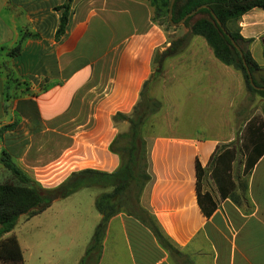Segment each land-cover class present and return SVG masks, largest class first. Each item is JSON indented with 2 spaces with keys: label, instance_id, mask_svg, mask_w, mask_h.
I'll list each match as a JSON object with an SVG mask.
<instances>
[{
  "label": "crops",
  "instance_id": "1",
  "mask_svg": "<svg viewBox=\"0 0 264 264\" xmlns=\"http://www.w3.org/2000/svg\"><path fill=\"white\" fill-rule=\"evenodd\" d=\"M66 3L65 30L56 36ZM93 19L109 29L103 47L89 34ZM173 27L169 32L154 19L149 0H0V156L6 151L45 188L80 169H117L119 156L109 149L117 132L111 117L132 110L143 82L154 75L155 50L189 32L182 24ZM236 27L248 40L245 48L264 68V10H248ZM154 76L161 107L143 126L153 178L140 204L193 264H264V152L247 177L251 212L229 197L221 199L209 171L200 179L202 192L216 203L209 216L201 211L196 191V162L206 167L221 147L238 149L237 157L241 152L240 175L233 172L237 157L232 162L234 180L241 177L242 149L254 146L251 140L264 118L260 96L247 93L240 72L217 59L201 35L189 36L186 46L165 58ZM87 84L80 105L73 108L75 96ZM95 91L85 109L84 96ZM11 177L0 162V182ZM38 223L41 231L49 226ZM9 235L16 237L22 264H27L14 228L1 238ZM146 237V229L125 213L112 216L97 264H169L167 253ZM45 244L37 243L35 234L28 237V264L43 253L42 263L50 264L54 255L45 253Z\"/></svg>",
  "mask_w": 264,
  "mask_h": 264
},
{
  "label": "trees",
  "instance_id": "2",
  "mask_svg": "<svg viewBox=\"0 0 264 264\" xmlns=\"http://www.w3.org/2000/svg\"><path fill=\"white\" fill-rule=\"evenodd\" d=\"M149 2L154 8V19L164 17L167 27H170L171 24L167 20L170 0H149ZM201 4L207 6L199 8L182 23L189 28V32L171 39L170 45L160 52L158 50L154 52L153 64L157 65L153 73L161 70L165 58L186 46L189 36L201 35L212 48L217 59L240 72L245 89L263 98L262 112L264 113V78L256 80L253 77L252 82L250 81L247 69L253 72L259 66L244 46L248 40L240 35L236 27L237 20L248 10L254 7L264 10V0H174L171 20L179 21L186 13ZM68 16L69 4L66 3L59 18L56 36L63 34ZM230 37L240 47L247 69ZM15 48L18 49V45ZM148 81L149 79L143 82L138 100L130 112L117 111L111 117L117 132L109 149L116 153L120 160L118 168L112 172L84 168L71 172L57 186L45 188L19 168L11 160L10 155L3 151L0 162L10 171L12 178L0 182V261L22 264V252L16 237L9 235L1 238L4 233L14 228L20 216L36 215L54 200L64 198L82 188L97 186L102 191L95 196L94 205L101 218L78 264L98 263L107 223L112 216L120 212L140 223L146 229V239L154 240L168 254L172 262L175 263L177 260L176 264H193L189 256L171 242L153 213L139 202L143 189L153 178L150 143L143 133V126L147 119L161 107L158 99L146 94ZM89 86L90 84H87L78 91L73 108L80 105L82 95ZM244 135L243 133L240 136L243 145L246 144ZM251 141L254 142L253 147L242 149L244 153L242 175L237 181L232 174V162L238 152V149L234 147L226 146L215 150L206 167L196 162L197 201L205 216H209L216 208L211 195L207 191L202 192L200 187V179L206 171H209L221 199L229 197L245 213L252 211L253 205L247 194V177L254 163L264 152V118L260 120L259 129ZM177 258L181 259V262Z\"/></svg>",
  "mask_w": 264,
  "mask_h": 264
},
{
  "label": "rangeland",
  "instance_id": "3",
  "mask_svg": "<svg viewBox=\"0 0 264 264\" xmlns=\"http://www.w3.org/2000/svg\"><path fill=\"white\" fill-rule=\"evenodd\" d=\"M158 20L166 27L169 32H171L173 28H175L173 26L167 27L164 17ZM90 26L91 29L89 30V34L95 36L99 47H103V45H105V43L109 40V29L99 24L96 19L92 20ZM184 27L188 28L187 26ZM153 65L156 66L157 64ZM157 72L153 74L157 75ZM154 75L150 77L151 79H149L148 81L150 82V84L147 83L146 86V94L149 97L153 98H155L156 95V84L154 81L156 76ZM102 77L106 78L107 75H103ZM247 93L252 95L255 94L249 93L248 91ZM95 94L96 91L95 93H88L84 96L83 103L85 109L90 107V102L93 100ZM262 105L263 98L260 96L261 113ZM147 140H149V138ZM240 153L237 157V161L235 162V167L233 169L235 176L240 175ZM98 190H100L98 189V187L82 188L67 199L55 201L54 205H52V207H50V209L45 211L42 215L33 216L28 219L24 215L19 217L14 227V231L18 235L25 249L27 264L29 261V254L27 249L28 237L34 234L36 236L37 243L41 240L47 242V244H45L47 248L45 253L54 255L52 259L47 261L50 264L78 263V259L84 254V251L90 241L96 224L100 221V217H98V211L96 210L94 205V199L98 193ZM42 220L44 221V223H49V226L45 225V229L43 231H41L43 227L40 229L37 226L39 224L38 222H41ZM48 244L51 245V248H48ZM55 249L57 251H55ZM59 257H61V259L57 260V258ZM45 259L46 258L44 257L43 253L40 260L36 257L32 258V262L30 264H46L42 263V260ZM167 260L169 264H176L177 262V260L175 261V263L172 262V259L169 256L167 257ZM178 261L181 262V259H178ZM0 264L10 263L7 261H0Z\"/></svg>",
  "mask_w": 264,
  "mask_h": 264
},
{
  "label": "water",
  "instance_id": "4",
  "mask_svg": "<svg viewBox=\"0 0 264 264\" xmlns=\"http://www.w3.org/2000/svg\"><path fill=\"white\" fill-rule=\"evenodd\" d=\"M173 3L174 0H170L169 2V6H168V11H167V20L170 22L171 26H177V25H181L183 23V21L190 15H192L193 13H195L199 8L201 7H206V4H201L199 5L197 8H194L193 10L189 11L188 13H186L179 21L177 22H173L171 20V16H172V8H173ZM218 24H220V22L217 20ZM230 40L232 42V44L236 47V49H238L241 57H242V61L243 64L245 65L246 69H247V65L245 63V60L243 58V53L240 49V47L234 42V40L230 37ZM247 72L249 74L250 77V81L252 82V78L254 77L256 80H259L260 78H264V68H258L257 70H254L253 72H250L247 69ZM259 88H263V87H259Z\"/></svg>",
  "mask_w": 264,
  "mask_h": 264
}]
</instances>
